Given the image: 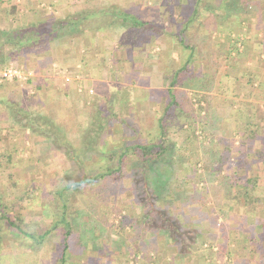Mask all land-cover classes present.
Masks as SVG:
<instances>
[{
    "label": "rangeland",
    "instance_id": "374dc122",
    "mask_svg": "<svg viewBox=\"0 0 264 264\" xmlns=\"http://www.w3.org/2000/svg\"><path fill=\"white\" fill-rule=\"evenodd\" d=\"M55 1L58 0H42L40 2V7H42L41 4L50 6L51 12L49 15L46 14L45 18L51 15L60 17L59 14L54 13L57 6ZM255 1L259 3H256L259 8L253 7L254 3L251 1L249 9L256 13L261 10L264 16V0ZM11 2L10 0L0 1L2 20L5 19L4 12ZM67 2L71 4V7L66 6L64 9L70 8L71 11L69 10L70 13L67 12L66 16H72L84 8L100 7L113 10L117 8L133 11L146 20L162 25L172 37L170 45L172 55L166 61L163 56L169 46L160 40L155 42L154 31H148L149 34H147L145 31L137 29L127 30L119 24L118 20L117 22L114 18L107 20V24L105 23L104 26H109L99 34L105 38V41L102 40L103 43H106L105 48L102 47V54H104V60H107L104 68L108 69L109 77L102 79L93 77L90 79L92 82L89 83V89L84 88L81 83L82 88L87 89L86 92H83L85 98H83L82 104L80 105L81 102L79 103L78 100L70 99L64 106L55 102L48 103V105L42 104L38 101L39 95L36 94V91L27 89L26 81L29 75L26 68L28 62H25L27 57L20 58L18 62L10 59L0 62V72L11 65L23 72L22 78L0 80V153L4 155L0 158V191L6 195L10 215L15 217L16 213L20 214L22 220L32 225H39L40 230H44L56 216V211L59 210V201L53 202L51 199L53 194L57 193L58 189L64 190L67 181H71V178L66 180L70 176L69 174L77 175L79 170L72 168L70 161L72 152L70 150L57 148L52 142L55 140L54 138L47 140V136L37 134L26 137L28 131L25 132L26 134L23 133L24 131L21 130L22 127L17 120L26 123L31 120L35 125L47 131L54 126L56 131L58 128L59 136L63 135L60 138L71 145L73 153L83 161V168L91 170L97 168L94 163L98 162L97 157L104 151L109 153L105 154V157L112 155L117 161L120 157L119 147L123 145L124 141L142 144L158 141L160 138L159 122L160 118L164 117L166 140L171 141L173 145L171 151L174 152V155H177L179 151L180 154L186 155V158H191V161L179 163L178 171H172V179H174L172 185H175L178 177L184 179L189 175H194L197 180L195 185L203 191L200 197L207 203L201 212L193 206H189L185 194H190L191 190H186L193 186L191 183L186 185L185 180H181L187 189L183 188V185H179L176 190L178 194L172 202L174 203V212L180 216V223L184 228L189 229L190 235L193 237L190 254L182 257L174 254V249L170 245L169 247L160 243L157 248H164V251L157 256L156 253H153L154 250L144 249L139 236L135 238L131 236L130 226L125 225V233L120 232L118 225L128 211L130 216L140 213L136 197L132 195L134 187L131 182L130 167H123V172L129 173L122 174V176L118 174L117 178H114L116 180L111 181L112 189L109 192L106 191L108 195L102 202L98 199H100L103 190L91 191L90 199L89 187L84 191H63L64 200L74 219L69 236L71 246L67 251L68 264H156L157 260V264H201L200 261L203 257L207 264L228 262L229 252L237 249L235 238L242 237L240 222L243 221L245 227L248 228L243 219L248 213V209L245 205H234V203L225 201L223 191L219 186L221 176L218 173L220 169L217 159L220 155L222 156L224 151L228 152L232 161L227 162L230 166L229 169H234L233 167L236 165L238 171H242L246 165L249 166L253 162V166L256 167L260 160V164L257 166L261 170L260 173H253L250 176L260 177L259 184L263 195L257 199L255 211H262L264 207V188L262 187L264 186V151L260 155L258 149L264 145V136L262 138L257 136L259 130L257 128L253 132L252 124L243 125L238 118L235 119L236 112L232 111L234 103L228 98L230 92L226 90V95L221 91L226 85L231 86L232 84L231 79L224 78L223 75L226 73L236 75L237 71L232 70L231 62L235 60V57L244 53L246 48L243 43L239 39L233 43L234 37L229 40L233 46L231 56L226 59L227 61L213 57L212 49L214 47L211 43V45L207 44L211 39H215L214 32H218L215 30L225 31L224 33L230 32L229 28L234 26V21L241 24L246 22L241 21L242 18L243 20L248 18L246 29L248 35H252V29H255L256 25L248 12L249 9L243 11L238 7L245 0H67ZM191 2L197 7L200 24L206 28L205 32L210 37L209 40L207 38L204 46L198 42L197 33L200 31V27L193 25L198 19L191 18ZM217 9L226 12L227 23H217ZM237 14L238 17L235 16ZM231 15L234 17L230 21L229 16ZM190 18L192 21L190 26H193L189 28L190 30L195 28V33H197H191L189 28H186L183 33L185 34L184 41L191 45L186 48L181 45L179 36L181 26L186 21H190ZM2 20H0V30L15 29V26L8 25ZM213 22L216 27H213ZM217 27L219 28L217 29ZM233 29L236 28L233 27ZM126 31L129 32L126 33ZM77 33H73L74 38L81 37L83 45L84 42L87 43L88 40H85L84 33H80L81 35ZM125 33L128 34L129 39L134 38L143 42L140 49L131 47L132 50L134 49V54L143 56L140 62L142 68L134 67L132 72L128 71L126 74L122 72L121 76L115 74V77H111L112 73L117 72L115 59L121 60L118 58L117 52ZM242 37L248 38L246 33ZM52 43L55 41L51 42L47 46L46 53L40 56L49 57L47 54L51 52H48L49 49H53ZM125 47L131 49L128 45ZM193 50H195V55L189 60L190 64L188 63L187 66V61ZM245 54L249 55L250 53L246 51ZM36 56L38 57V55ZM46 60L50 61V58ZM249 61L250 59L247 65L250 67L252 62ZM43 62L46 65V61ZM113 65L115 71L113 69L112 72L109 69H112ZM184 65L186 66L185 70L182 68L181 77L177 78L179 81L183 80V83L172 88L171 80H175L177 69ZM48 67H51L50 63H48ZM188 68H191V73ZM69 75L66 74L73 81ZM77 75L80 77V73ZM248 76H250L249 72ZM74 78L75 81L78 79ZM258 78L244 77L245 89H251L252 85L257 84ZM259 80L262 84L258 83V86L253 87L255 90L252 91L255 92L257 103L260 105L257 118L263 119L260 132L264 134V80ZM48 82L50 81L46 80V84ZM201 84L205 87L203 88ZM34 86V84H30L29 88H34ZM245 89L244 92H248ZM221 98H226L225 106H221L223 103ZM174 99H176L177 105L174 103ZM245 106L246 111L253 110V108ZM79 119L86 123L85 126H78ZM250 121L251 119L248 122ZM121 123L127 129L126 135L122 134ZM155 128L158 129V134L155 132ZM88 129L89 138L86 133ZM255 133L256 136H253ZM85 135H87L86 139ZM247 135H252L255 138L254 142L253 140L247 141ZM116 137L117 141L112 142V146L109 148L111 142L108 139ZM239 153L246 156L250 153V156L238 161L236 155ZM7 156L12 158L10 163L7 161ZM195 161L197 168L193 165ZM226 169L224 168L222 171H228ZM96 183L97 185L101 184V180ZM178 183L180 182L178 181ZM183 192H185L184 197ZM91 204L97 206L94 208L96 213L89 209ZM258 215L262 214L258 212ZM9 229L11 227L8 225H2V227L0 225V264H59L57 258L62 254L61 249L64 243L62 227L54 230L53 235L48 236L43 244H36L31 239L17 233L12 234ZM119 233L130 234L126 236L127 243H123L119 248L123 252L120 256L115 254L111 242V239L114 241L119 239ZM154 235L158 236L156 232ZM121 238L123 239V237ZM88 247L89 253H87ZM110 257L113 261H110ZM258 264H264V259Z\"/></svg>",
    "mask_w": 264,
    "mask_h": 264
},
{
    "label": "trees",
    "instance_id": "16d2710c",
    "mask_svg": "<svg viewBox=\"0 0 264 264\" xmlns=\"http://www.w3.org/2000/svg\"><path fill=\"white\" fill-rule=\"evenodd\" d=\"M251 1L254 3L253 7H258L257 4L259 3L255 0H245V2L240 3V5L238 3V7L243 11H247ZM190 6L192 8L191 18L196 17L199 19L198 12L196 11L197 7H195L192 2ZM248 12L251 14L250 16L253 18L255 25L261 26L264 31L262 11L260 10L259 13H256L249 9ZM113 18L115 22L118 20L119 24L123 27L145 31L147 34L151 31H156L161 34L164 31V28H162L161 25L146 20L138 15L128 13L122 9H101L100 7L84 8L82 11L77 12L72 16L58 18L55 15H51L50 17L15 27V29L0 30V62L9 59L18 62L20 58H25L31 54L43 55L46 53L47 46L51 42H58L62 38L76 32H80L81 34L84 33L85 40H88L87 43L84 42V44L88 45V38L89 36L91 37L90 32H101L104 30L102 22L110 19L112 20ZM191 18L190 21H186L180 29L181 34L179 36V41L181 45L186 48L191 47V45L184 41L185 34L183 33L186 31V28L190 27L192 22ZM238 24H240V22ZM229 42L233 45L231 41ZM194 52L195 50H193L188 60L193 58L195 55ZM45 57L43 58V61H46V64H48L49 60L47 61L46 59H49V57ZM188 63L190 64V61H187V66ZM182 68L185 70L186 66L184 65V67H179L177 69L175 80H171L170 85L177 86L178 84L183 83V80L179 81V79H177L178 76L181 77ZM188 70L189 73H191V68H188ZM202 87L204 88L205 86L202 85ZM167 108L169 109V105ZM159 124L158 129L160 138L158 141L144 144L140 142L128 143L129 141H124V143H122L123 145H120L119 147L120 157L117 161H115L116 159L112 155L105 157V154L108 155L109 153L104 151L99 157H97L98 162L96 161L94 163L97 168H92L91 170H85V167L83 168V161L79 159L78 155L76 156L75 153H73V149L70 147L71 145L67 142L59 139V137H57L56 140H52V142L59 149L70 150V152H72L70 155L72 168L79 169L77 175L74 173L69 174L70 176H68L66 180H70L71 178V181H67L64 185V190L84 191V189L89 187V199L91 197V191L103 190L100 199H98V197L97 199L100 202L104 201L108 195L106 191L109 192V190L112 189L111 181L113 182L116 180L114 178H117L118 174L119 176H122V174L129 173L123 172V167H130L131 182L134 187L132 195L133 197H136V201L140 207V213L137 215L131 214L130 216V212L128 211L118 225L121 230L120 232L123 231L125 233V225H128L130 226L131 232H129L131 236L133 238L139 236L141 239L140 242L143 243L145 250H154L153 253H156L158 256L164 251V248H157V245L163 243L166 246L170 245L174 249V254L186 257L192 250L191 243L194 240H192L193 237L190 235L189 229L184 228L180 223V216L177 212H174V203L172 202L178 194L176 190L179 188V185H183L181 180H185L186 185L191 183L193 186L192 188L187 189L183 185V188L187 189L186 191L191 190L190 194H185L189 206H193L196 210L201 212V210L207 206V203L200 197L203 194V191L199 190L198 186L195 185L197 180L194 178V175H189V177L184 179L178 177L179 179H176L175 185H172V181L174 180L172 179V171H178V164L191 161V158H186V155L180 154L179 151L177 155H174V152L171 151L173 149L171 141L166 140V124L164 122V117L160 118ZM39 128L42 134L47 136V140L51 139L48 136L49 134L53 135L54 138L59 134L54 127L49 129V131L42 127ZM86 133H88L89 138V129ZM86 138L87 135H85V139ZM194 138L196 139V136ZM68 154L70 153L68 152ZM3 156L4 155L0 153V158ZM7 161L10 163L12 158L7 156ZM228 161H231V158L228 152L225 151L222 153V156L220 155L217 159L218 167L220 169L218 173L221 176L219 186L223 191L224 199L227 203H234V205L240 206L245 205L247 207L248 213L245 214V218L243 217V219L248 225V228L245 227L243 221L240 222V229H242L240 235L244 238H235L237 249L229 252V261L223 264H258L264 259V207L262 211H255V209H257V199H260L263 195V190L260 188L259 184L260 177L246 175L245 173H242V171H238L236 165H233L234 169L230 170V166H228L227 163ZM193 165L196 166L197 162L195 161ZM224 168H227L226 170L228 171L223 172L222 170ZM98 180H101V184L99 185L96 183ZM178 181L181 184L178 183ZM64 190L58 189L57 193L53 194L51 199H53V202L56 200L59 201V210L56 211V216L52 222L46 225L44 230H40L39 225H32L22 220L20 214L16 213V216L12 217L9 211L10 207H8L6 203V195L0 191V225L1 227L2 225L10 226L11 229L9 230L12 234L17 233L18 235L31 239L36 244H43L48 236L53 235L54 230L59 227L63 228L62 233L64 243L61 249L62 254L57 258L59 264H68L69 262V260H67V251L71 246L69 236L73 228L72 221L74 220L72 218V213L69 211L68 204L64 200ZM185 192H183V197ZM95 207L97 208L94 204L90 205L89 209L91 212H97L94 209ZM258 212L262 215H258ZM154 232H156L158 236L154 235ZM124 233H119L120 236L118 240L114 241L111 239L114 246V252H116L115 254L118 256L123 254L119 248H121L123 243H127L126 240H128V238L126 236L130 235H125ZM121 237H123V239ZM160 238L162 239L160 240ZM128 245L129 243L127 246ZM221 247L223 249V245ZM111 257L110 261L112 260ZM155 263L157 264L158 260L157 262L155 261ZM200 263L207 264L205 257H203Z\"/></svg>",
    "mask_w": 264,
    "mask_h": 264
},
{
    "label": "crops",
    "instance_id": "0c3cea01",
    "mask_svg": "<svg viewBox=\"0 0 264 264\" xmlns=\"http://www.w3.org/2000/svg\"><path fill=\"white\" fill-rule=\"evenodd\" d=\"M1 1V0H0ZM42 0H14V2H11V5H5L7 6V10L4 12L5 14V19L2 20L1 15H0V20L5 21L8 25L10 24L11 26H15L19 25L22 26L24 24H27L29 22H34V21H38L41 20V18H45L46 14H50V9H49V5L48 6H44L41 4L42 7H40V2ZM56 3V10L54 13L59 14L60 17H67V12H69L70 8L64 9V7L69 6L71 7V4H69L67 2V0H58L55 1ZM71 11V10H70ZM128 13H131L133 15H137L135 12L133 11H126ZM215 12V11H214ZM70 13V12H69ZM1 14V12H0ZM198 14V13H197ZM69 16V15H68ZM216 16L218 17V22L217 23H227L228 19L225 18L226 16V12L222 9H217L216 11ZM236 17H238V15H235ZM233 16H229V20L231 21V19H233ZM199 18V17H198ZM247 18V17H245ZM264 19V16H263ZM241 21H246L243 22V24H238V21H234V26L230 27L229 29L231 30L230 32H226L225 31H221L219 30H215L218 32H214L215 34V39H211L209 44L207 45H213L214 49H212L215 58H221L223 61L226 60L228 57L231 56V50H232V46L229 42V40H231L233 37V43L236 42V40H241V42L243 43L244 47L246 48L244 53H242L241 55L235 57V60L233 62H231L232 66V70L237 71L236 75H230L229 73H226L223 75L224 78H228L231 79V86H225L223 89L225 90H221L223 91L225 94L227 93V91L230 92V96H228L229 100L234 103V105L232 106V111H235V119L238 118L239 122H241V124L243 125H248V124H252L253 126V132H255L258 128L259 133L257 134V136H260V138H262V136H264V134H262V132H260V128H261V123H262V118H257L259 117L257 115V112L259 111V104L257 103V99L254 95V91L255 90L253 87L258 86V83L260 84V80L259 79H263L264 80V31L263 28L261 26H256L255 29H252V35H248L247 33V21L248 18L246 20L240 19ZM107 22L103 21L102 22V26H104V24ZM237 23V24H236ZM107 24V23H106ZM158 24V23H157ZM246 26H243V25ZM193 25H197V27H200V31H198L197 33V38H199V44L201 46L206 45V41L207 38L208 40L210 39L209 34L207 35L205 32V29L203 27L202 24H200V19L196 20L195 24ZM192 25V26H193ZM104 26L103 28L108 27ZM162 26V25H161ZM190 26V27H192ZM213 27H216L215 22H213ZM233 27H235L236 29L234 30ZM10 28V27H8ZM126 28V27H125ZM163 28V27H162ZM129 28H127L128 30ZM195 28H193L192 30L189 31L191 33H195ZM151 31V30H150ZM129 31H126V33ZM237 34H236V33ZM99 31H93L91 34V37L89 36V45L84 46L83 45V40L81 41V37H75L73 36V34L67 36V38L61 39L58 42L52 43L51 46H53V49H49V58H50V65L51 67H48V64L45 65V62H43V58L42 56L38 55V57L36 55H29L27 56V59L25 58V62L26 63V68L28 70L27 73H29L28 78H27V85H28V90L31 89V91L35 92L36 94L39 95L38 101L42 102V104H47L48 103H58V104H62L64 106L65 103H68L70 99H74V100H78L80 105L83 102V98H85L84 95V91L86 92L87 89L84 88H88L89 87V83L92 82L90 79L94 78H103L106 77L108 78L109 76V71L108 69L105 70V63L107 62V60H104V54L103 53V49L102 47L105 48L104 45H106V43H103L105 40L104 37H102V34H99ZM125 33V36L122 37V43L120 46V49L118 50V58H121V60H116V73H112L111 77H115L116 76H121L123 74H126V72L128 71H133L134 67L136 69H141V60L143 59V56L140 55H136L134 54V49L132 50L131 47H137V49L141 48V42L140 40H136L134 38L129 39L128 34ZM195 33V34H196ZM230 36H228L229 34ZM235 33V34H234ZM247 34L248 38L246 39L245 37H242L244 34ZM78 35H81L80 32L77 33ZM89 34V35H90ZM104 34V33H103ZM240 34V35H238ZM154 35L156 36L154 38V41L156 42L157 40L162 41L165 45L169 46V49L167 47V49L165 50V56H163L166 61L170 58L171 51H170V45L172 44V37L171 35L168 33V31L166 29H164V31L159 34L158 32L154 31ZM77 36V35H76ZM218 36V37H217ZM246 36V35H245ZM164 37V38H163ZM101 38V39H100ZM102 40H104L102 42ZM211 43V44H210ZM228 43V44H227ZM242 43H239V45ZM125 45H128L131 49H127L125 47ZM83 47V48H82ZM128 47V48H129ZM136 49V48H135ZM117 51V50H116ZM116 51L115 54H116ZM190 51V50H189ZM249 52V55H246L245 53ZM47 52V53H48ZM141 53V51H140ZM139 56V57H137ZM187 56V54L185 55V57ZM122 58H124V60H122ZM163 58V60H165ZM250 59V63L252 62V65L250 64V67L247 65L248 64V60ZM189 61V60H188ZM227 61V60H226ZM101 66H103L101 68ZM49 68V70H48ZM64 70H63V69ZM245 68V69H244ZM113 69L115 71V66L113 65L112 69L110 68L109 70L113 72ZM244 69V71H242ZM64 71V73H63ZM125 71V72H124ZM67 72V73H66ZM108 72V73H107ZM123 72V74H121ZM248 72L250 74V76H248ZM77 73H80V77L77 75ZM66 74H70L69 76H71L73 78V81H71L72 79L68 76H66ZM130 74V73H129ZM228 74V75H227ZM247 74V75H246ZM74 77H77L78 79L75 81ZM244 77H259L258 78V83L251 85L253 86L251 89H245L246 87H244L245 83H243V78ZM46 80L50 81L46 84ZM220 80V79H219ZM253 80V79H252ZM96 81V80H95ZM250 81V79H249ZM248 81V84H250ZM9 82V81H8ZM81 83L83 84L82 86L84 88H82ZM234 83V84H233ZM9 84V83H8ZM30 84H34V88L31 87L29 88ZM247 84V85H248ZM262 84V83H261ZM250 86V85H248ZM264 86V84H263ZM262 86V87H263ZM176 86H173L172 88H175ZM89 89V88H88ZM248 91V92H244ZM175 90V89H174ZM29 92V91H28ZM216 92V91H215ZM228 92V93H229ZM213 93V92H212ZM227 95V94H226ZM176 99H174V103ZM221 101H223L221 106H225L226 105V98L222 99ZM78 103V104H79ZM76 104V105H78ZM251 107V109L253 108V110H249L246 111V106ZM251 119L250 122H248ZM18 124L22 127V131H24L23 133H25L26 131H28V133L26 134V137H29L31 135L36 136L37 135H42V132L40 130V126H37L34 124V122H32L31 120L28 121L27 123L22 121V120H17ZM79 123L78 126H85L86 123H84L82 120L79 119ZM56 125V124H54ZM122 125V129H123V133L126 135V130L125 127H123V123H121ZM57 126V125H56ZM55 128V126H54ZM56 129V128H55ZM32 131V132H30ZM56 132V131H55ZM57 132L58 128H57ZM155 132L158 134V129L155 128ZM125 135H123L125 137ZM256 136V133L253 134V136ZM50 138H54L52 137L53 135L49 134L48 135ZM63 136V135H61ZM59 136V134H57L54 138L55 140L57 139V137H59V139H61ZM252 135L248 136L247 135V141H252L254 142V137ZM124 139V138H123ZM259 140V139H258ZM109 142H111L109 148H111L112 146V142H116L117 141V137L113 138V139H108ZM260 149V155L263 153L264 151V145H261L259 147ZM255 154V153H254ZM244 156V157H243ZM250 156V153H248V155H241L240 153L236 155V160L238 161H242L245 159H247ZM254 157V156H252ZM233 158V157H232ZM240 159V160H239ZM260 161V160H259ZM258 161V163L260 164V162ZM252 164V163H251ZM249 165L242 169V173H245L246 175H252L253 173H260V169L257 168V166H259V164L255 167L253 166L254 162L252 165ZM255 164H257L255 162ZM254 168V169H253ZM257 176V175H256ZM264 188V186H262ZM245 218V216H244ZM87 253H89V247L87 248Z\"/></svg>",
    "mask_w": 264,
    "mask_h": 264
},
{
    "label": "built area",
    "instance_id": "2783aa9c",
    "mask_svg": "<svg viewBox=\"0 0 264 264\" xmlns=\"http://www.w3.org/2000/svg\"><path fill=\"white\" fill-rule=\"evenodd\" d=\"M16 77L22 78L23 77V72L20 69H18L17 67L13 66V65L4 68L0 72V80L14 79Z\"/></svg>",
    "mask_w": 264,
    "mask_h": 264
}]
</instances>
